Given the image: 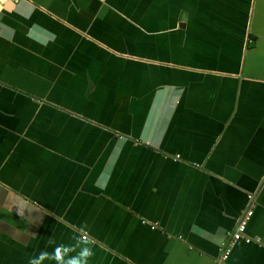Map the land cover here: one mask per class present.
Returning a JSON list of instances; mask_svg holds the SVG:
<instances>
[{
  "label": "crops",
  "instance_id": "1",
  "mask_svg": "<svg viewBox=\"0 0 264 264\" xmlns=\"http://www.w3.org/2000/svg\"><path fill=\"white\" fill-rule=\"evenodd\" d=\"M14 1L0 264H264V0Z\"/></svg>",
  "mask_w": 264,
  "mask_h": 264
},
{
  "label": "clouds",
  "instance_id": "2",
  "mask_svg": "<svg viewBox=\"0 0 264 264\" xmlns=\"http://www.w3.org/2000/svg\"><path fill=\"white\" fill-rule=\"evenodd\" d=\"M49 243L54 244V241L50 240ZM81 243L85 246L80 247ZM86 245V241L79 240L71 246L59 245L55 247L53 253L42 251L39 256L31 258L28 264H44L45 260H54L55 264H88L94 253L91 247ZM77 247H80V251L75 256H70L69 254L76 251Z\"/></svg>",
  "mask_w": 264,
  "mask_h": 264
},
{
  "label": "built area",
  "instance_id": "3",
  "mask_svg": "<svg viewBox=\"0 0 264 264\" xmlns=\"http://www.w3.org/2000/svg\"><path fill=\"white\" fill-rule=\"evenodd\" d=\"M8 1H10V0H0V12H1V9L3 7V4L7 3ZM252 215H253V210H248L245 213L244 217L239 221V223H238V225L236 227V230L232 234L231 240H233L234 242L240 241V240H244L247 244L252 243V242H255V243H258V244H262L261 239L252 238V237H249V236H247L245 234L246 230H247L248 222L251 219ZM88 238L89 237L86 234H84L82 236L83 240H87ZM230 241H228L227 243L223 244V247H224V249L226 251L223 253L219 264H224V261H226L228 259V257H229V254H230V248H229Z\"/></svg>",
  "mask_w": 264,
  "mask_h": 264
},
{
  "label": "water",
  "instance_id": "4",
  "mask_svg": "<svg viewBox=\"0 0 264 264\" xmlns=\"http://www.w3.org/2000/svg\"><path fill=\"white\" fill-rule=\"evenodd\" d=\"M11 4L16 5V2L14 0H11Z\"/></svg>",
  "mask_w": 264,
  "mask_h": 264
}]
</instances>
